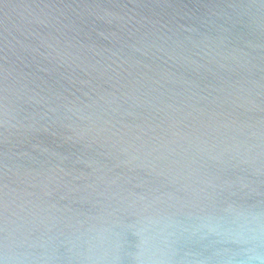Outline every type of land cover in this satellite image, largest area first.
<instances>
[{"label":"water","instance_id":"obj_1","mask_svg":"<svg viewBox=\"0 0 264 264\" xmlns=\"http://www.w3.org/2000/svg\"><path fill=\"white\" fill-rule=\"evenodd\" d=\"M0 264H264V0H0Z\"/></svg>","mask_w":264,"mask_h":264}]
</instances>
